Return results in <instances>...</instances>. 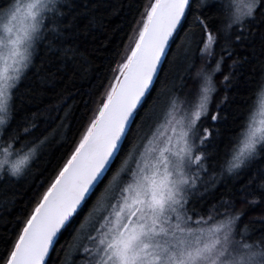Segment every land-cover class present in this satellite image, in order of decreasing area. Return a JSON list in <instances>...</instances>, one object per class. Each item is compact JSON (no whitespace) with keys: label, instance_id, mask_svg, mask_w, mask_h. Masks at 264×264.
<instances>
[{"label":"snow or ice","instance_id":"obj_1","mask_svg":"<svg viewBox=\"0 0 264 264\" xmlns=\"http://www.w3.org/2000/svg\"><path fill=\"white\" fill-rule=\"evenodd\" d=\"M103 7L0 0V178L29 175L57 135L67 140L77 119L65 107L70 97L46 115H22L20 87L41 52L61 64L74 59L78 49L67 45ZM137 23L134 47L112 69L98 106L84 101L79 138L58 142L69 151L51 157L29 186L34 204L16 217L2 264H264V219L256 229L236 207L264 202V120L252 119V98L264 95V0H247L243 11L233 0H151ZM181 32L178 91L161 73ZM197 58L198 85L181 98ZM245 65L258 75L246 76ZM225 71L221 97L215 76Z\"/></svg>","mask_w":264,"mask_h":264},{"label":"trees","instance_id":"obj_2","mask_svg":"<svg viewBox=\"0 0 264 264\" xmlns=\"http://www.w3.org/2000/svg\"><path fill=\"white\" fill-rule=\"evenodd\" d=\"M151 0H103L105 5L110 7H103L95 15L97 17L95 26L85 32L81 31V35L76 40L70 41L67 46H75L78 51L74 59H68L63 64L56 62L57 57L45 55L41 52L40 57L35 62V67L28 72L27 78L23 81L20 87V92L23 96L24 103L22 108L27 114L37 113L41 116L46 115L44 110L51 104L58 102V99L70 97L67 99L65 107L71 106L72 112L76 115L77 119L71 122V129L67 132V140L61 141L59 135L55 137L53 142L49 144L41 153L40 158L32 166L29 175L22 178H0V256H4L7 251H10L11 244L9 241L14 242L16 234L13 233L12 227L15 223L16 217L24 218L23 213L30 211L29 205L34 204L32 200L35 189L29 191V186L32 184L36 174L41 172L46 162L54 156L61 155V152H67V147L57 150L59 143H71L73 137L79 138L77 129L81 120L86 124L87 120L84 119L85 105L84 101L90 97L95 103L90 107L95 109L101 100L105 88L110 80L113 79L114 73L112 69L118 63L123 62L126 54H130L133 39L137 34L141 25L137 21L141 19V13ZM234 10H244V5L238 7L235 0ZM192 17L189 16V22ZM187 30V25L185 26ZM184 32L176 38L175 42L170 45L171 50L168 52L167 59L163 64L164 72L161 73L163 80L165 73H168L169 81H174L177 90L179 91L181 85L180 77L184 75L181 61L183 59V48H178L182 43ZM198 38L197 36L193 39ZM238 54L243 57L248 53L245 49H239ZM52 61L54 66L50 65ZM231 63V61H227ZM202 60L197 58L195 67L184 79L186 87L181 98L186 95L190 90H195L198 85L196 79V72L200 68ZM256 69L255 73L253 69ZM57 69H61L57 71ZM39 71V76L37 72ZM259 69L256 65H245V75L253 77L258 75ZM54 74V75H53ZM227 72L217 73L215 81L220 90V96L225 93L220 81L223 80V75ZM40 76H48L50 83L46 82L43 85L40 83ZM241 86H242V82ZM101 84L104 87H101ZM161 85L157 84L159 88ZM171 86V85H169ZM257 91L256 95L252 98V103L255 105L259 96ZM231 95V93H229ZM247 96L246 91H242L237 100L241 97ZM219 98H217L218 100ZM234 109L243 110L245 105L237 102L233 104ZM253 109V111H254ZM253 113V112H252ZM62 114V113H61ZM92 113H88L91 118ZM206 127H212L210 123L205 124ZM3 157L0 156V160ZM49 173H44L39 179H47ZM258 198V194H257ZM252 199V197H249ZM7 202V208L4 207ZM237 209L243 210L246 215L243 218V223L255 221L253 227L259 229L261 224L258 222L264 219V202L257 205H249L244 203L241 199L236 205ZM7 222V223H6ZM87 228V225H86ZM259 233H257V236ZM65 243V240H61ZM59 247V245H58ZM2 264V261H0Z\"/></svg>","mask_w":264,"mask_h":264},{"label":"rangeland","instance_id":"obj_3","mask_svg":"<svg viewBox=\"0 0 264 264\" xmlns=\"http://www.w3.org/2000/svg\"><path fill=\"white\" fill-rule=\"evenodd\" d=\"M235 2L237 3L238 7H241V5H245L247 0H235ZM138 33V32H137ZM137 34H135L136 36ZM134 36V39H135ZM134 39L132 42V45L134 46ZM252 119L259 124V122L261 120H264V95L259 94L258 98H257V102L255 105V109L252 113Z\"/></svg>","mask_w":264,"mask_h":264}]
</instances>
